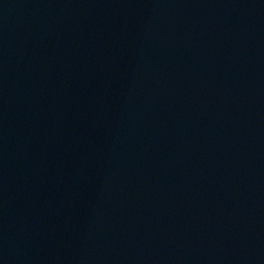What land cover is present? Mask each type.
<instances>
[{
	"label": "water",
	"instance_id": "obj_1",
	"mask_svg": "<svg viewBox=\"0 0 264 264\" xmlns=\"http://www.w3.org/2000/svg\"><path fill=\"white\" fill-rule=\"evenodd\" d=\"M0 264H264V0H0Z\"/></svg>",
	"mask_w": 264,
	"mask_h": 264
}]
</instances>
